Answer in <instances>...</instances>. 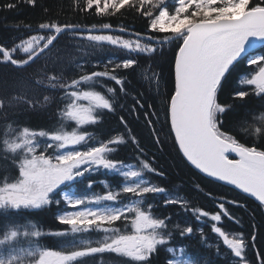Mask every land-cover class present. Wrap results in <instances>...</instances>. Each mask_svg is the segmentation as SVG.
I'll use <instances>...</instances> for the list:
<instances>
[{"label":"snow or ice","instance_id":"6c2138e0","mask_svg":"<svg viewBox=\"0 0 264 264\" xmlns=\"http://www.w3.org/2000/svg\"><path fill=\"white\" fill-rule=\"evenodd\" d=\"M19 2L35 7L37 0ZM0 7L13 9L18 3ZM76 7L82 12L94 10L98 17L125 15L122 9H127L145 19L147 32L124 38L111 34L109 23L101 26L109 34H93L96 25L85 33L76 24L41 22L37 34L22 38L12 48L0 46L3 62L19 73L11 85L6 81L0 85V161H4L0 214L41 212L53 205L59 208L62 202L72 209L55 216L57 224L66 226L63 230L45 231L32 220L0 228V264H91L97 257L105 264V258L113 255L119 260L107 259L106 264H154L162 252L165 264H215L208 256L193 255L184 244L173 245L177 236L191 238L196 230L157 214L158 207L169 206L190 212L198 222L210 219L211 232L228 250L224 257L234 258L228 264H264L255 223L250 238L219 226L224 217L242 223L226 203L245 209L246 203L217 198L209 191L219 211L190 207L187 198L153 181L152 176L163 178L165 173L154 166L155 158L148 157L123 115L118 119L124 132L105 133L103 128L109 115L125 109L122 101L130 96L134 103L128 110L139 119L138 109H145L146 101L144 93L129 92V70L139 66L138 57L162 59L170 47L172 88L163 102L166 135L178 157L200 179L230 186L236 196L251 198L264 210V110L258 116L251 114L250 120L228 122L236 101L253 94L264 101V0H85ZM25 29L31 31V26ZM116 31L128 30L121 26ZM62 33L97 48L123 50L127 58H109L102 70L84 71L74 57L66 58L58 50ZM17 53L22 55L17 58ZM74 62L79 72L69 76ZM241 71L245 75L238 84L248 87L232 88ZM153 75L159 92L160 75ZM52 103L62 107L57 125L50 129H33L12 119L19 112ZM147 108L152 111H144V122L162 147L152 119L158 122L160 117L152 104ZM129 142L135 148V163L115 158ZM99 173L118 177L119 187L100 180L104 191H92L96 180L91 177ZM79 184L85 190L78 193ZM194 187L203 191L199 183ZM90 232L102 235L96 240L83 238ZM200 235L201 243H206L202 229ZM45 236L72 240L54 250L42 245ZM214 254L220 255L219 245Z\"/></svg>","mask_w":264,"mask_h":264},{"label":"trees","instance_id":"16d2710c","mask_svg":"<svg viewBox=\"0 0 264 264\" xmlns=\"http://www.w3.org/2000/svg\"><path fill=\"white\" fill-rule=\"evenodd\" d=\"M10 2H17L18 7L13 9H7L0 7V46L12 48L15 44L19 43L22 38H27L29 35L37 34L40 30L38 24L41 22H56L59 24H76L81 29H91L92 25H96L94 30L102 29L103 23H109L113 26L111 34L122 35L124 38H129L130 33L138 32L145 34L147 32V25L145 19L139 17L138 14L128 12L127 9H122V13L125 15L116 14L113 16L98 17L95 15L94 10L92 12H82L76 5L83 4L85 0H37L36 6L32 7L19 0H0V6ZM170 3H174L175 0H169ZM25 25L31 26V31L25 29ZM124 26L128 31L120 33L116 31L119 27ZM130 32V33H129ZM109 34V30L100 33L93 34ZM58 50L65 55V57H74L75 62L83 65L84 71L102 70L103 64L106 63L109 58H115L116 60H123L127 58L126 53L123 50L112 49L110 46L104 45L100 48L93 46L91 42L87 40L79 39L70 34L63 33L58 39ZM174 47V46H171ZM165 56L162 59L150 60L148 57L141 56L139 59V66L135 70H129V79L132 81L128 85L129 92L132 94L144 93L143 99L146 101L145 109H138L139 119L136 115L130 113L129 106L134 101L131 96L127 98L125 102V109L118 110L115 116L109 115L103 125L105 133L119 130L124 132L123 126L119 124V116L123 115L128 121L129 127L132 133L138 138L141 146L146 150L148 157L155 158V167L165 173L163 178L152 176L154 182L160 183L163 186L168 187L171 190H175L180 195L184 196L190 201V207H201L210 213L219 211L217 205L218 201H214L207 195L211 191L217 198L223 197L226 199H238L241 203H246L247 208L236 207L231 204H225L226 208L232 213V215L242 223L237 224L234 221L229 220L227 217L222 218L221 226L230 233L243 232L246 237L250 238L252 232V225L255 223L257 226V246L261 252H264V210H261L257 206V202L243 195L236 196V194L228 187L221 186L216 183H209L207 180L199 178L198 174L194 173V170H189L188 167L181 162L177 155V151L173 146L172 139L168 138L166 133L168 127L165 124V106L163 102V96L172 88V74H171V59L172 51L168 47L165 49ZM17 58L20 57V53L15 54ZM101 62L97 66V62ZM75 62L68 70L69 76L77 75L79 70L75 68ZM243 65L241 69H243ZM154 73L160 75V89L157 92L154 84ZM19 73L15 72L14 66L5 64L3 62L2 54H0V85L3 82H7L11 85L16 76ZM245 73L239 72L233 81L232 88L248 86H241L238 84V80L243 78ZM111 84L112 82L106 81ZM8 91H13L12 88H8ZM149 97H152L149 99ZM227 98V97H225ZM237 107L228 117V122H239L242 120H250L251 114L259 115L261 110H264V101H261L259 97L254 94L246 98L245 101H236ZM147 104H152L154 109L159 115L160 119L156 122V118L152 117L156 131L159 132L160 138L163 141L162 147L157 145L151 135V129H149L144 122V111L149 112L152 109L147 108ZM59 107L57 103H52L46 107L39 108L36 111L19 112L12 119L18 120L21 124L27 125L33 129H50L57 125L58 116L57 112ZM3 130V125L0 124V132ZM135 148L129 142L127 145L120 147L119 151L115 153V158L124 160L126 163H135L134 156ZM4 161H0L3 164ZM13 174H15V168H11ZM3 173L0 172V175ZM96 180L94 186L100 187L99 181L102 179L107 180L113 186H119L120 180L118 177L111 175H96L91 177ZM200 184L203 191L197 190L194 185ZM80 188L79 192L85 190V186ZM100 190V192H102ZM78 192V193H79ZM157 200L159 198H156ZM127 200V198H125ZM150 202H153V198H149ZM62 205V203H61ZM60 205L57 208L55 205L51 206L49 210L41 212H21L19 214L7 215L0 214V228L4 227L9 222L13 223H25L28 220H32L38 223V226L42 230H63L66 226L59 225L55 221L57 212L64 211ZM158 215L171 216L174 223H179L183 226L187 223L193 226L196 230L191 238L181 239L178 236L173 241V245L184 244L187 251L193 255L208 256L215 264H228V259H234L231 257L225 258L224 254L227 253V249L223 246L222 241L211 232L212 222L208 218H202L201 221H196L195 217L190 212H184L177 206H169L167 209L158 207L156 209ZM203 230L206 243H201L200 230ZM102 234L96 232H90L84 234L83 238L97 237ZM79 238V237H78ZM72 240V237L57 238L52 236H45L42 238L41 243L44 247L57 250L63 244ZM207 245H212L209 249ZM219 245L220 255H215L216 246ZM253 253H250V256ZM166 253L162 252L159 256L155 257L154 264H165ZM102 258H93L91 264L101 263ZM107 259L119 260L118 257L109 256Z\"/></svg>","mask_w":264,"mask_h":264},{"label":"water","instance_id":"95a60500","mask_svg":"<svg viewBox=\"0 0 264 264\" xmlns=\"http://www.w3.org/2000/svg\"><path fill=\"white\" fill-rule=\"evenodd\" d=\"M82 31H84V32H87V30H82ZM102 31V30H101ZM92 32L94 33V32H100L99 30H92ZM63 34V33H62ZM61 34V35H62ZM60 38V37H59ZM227 187H229L230 188V186H227ZM251 199V198H250Z\"/></svg>","mask_w":264,"mask_h":264},{"label":"rangeland","instance_id":"374dc122","mask_svg":"<svg viewBox=\"0 0 264 264\" xmlns=\"http://www.w3.org/2000/svg\"><path fill=\"white\" fill-rule=\"evenodd\" d=\"M93 240V239H92ZM94 240H96V239H94ZM106 264V263H105Z\"/></svg>","mask_w":264,"mask_h":264},{"label":"bare ground","instance_id":"6f19581e","mask_svg":"<svg viewBox=\"0 0 264 264\" xmlns=\"http://www.w3.org/2000/svg\"><path fill=\"white\" fill-rule=\"evenodd\" d=\"M61 37V36H60Z\"/></svg>","mask_w":264,"mask_h":264}]
</instances>
